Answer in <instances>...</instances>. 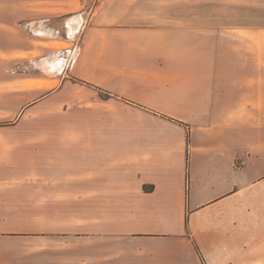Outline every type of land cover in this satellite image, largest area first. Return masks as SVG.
Listing matches in <instances>:
<instances>
[{
  "label": "crops",
  "instance_id": "crops-1",
  "mask_svg": "<svg viewBox=\"0 0 264 264\" xmlns=\"http://www.w3.org/2000/svg\"><path fill=\"white\" fill-rule=\"evenodd\" d=\"M198 3L195 22L190 0H0V86L31 58L20 21L79 29L41 37L61 122L20 134L37 177L0 129V264H264V23Z\"/></svg>",
  "mask_w": 264,
  "mask_h": 264
},
{
  "label": "rangeland",
  "instance_id": "rangeland-1",
  "mask_svg": "<svg viewBox=\"0 0 264 264\" xmlns=\"http://www.w3.org/2000/svg\"><path fill=\"white\" fill-rule=\"evenodd\" d=\"M81 9L84 15H88V12L96 5L100 0H80ZM150 0H148L149 2ZM200 0H190L189 17L197 22V15L199 10H204L199 7L203 4H199ZM204 1V0H203ZM223 1L222 13L223 16L231 14L233 17L237 15L238 21H246L251 25H261L264 23V0H218ZM38 4V1L34 3ZM231 4V5H229ZM226 5H229L227 8ZM179 11L181 9L179 8ZM80 13V12H79ZM76 12L62 13L55 18L56 24L47 22L45 27L41 25V16H35L30 19L28 23L26 21H20L23 23L24 30L28 28V33L31 39V58L29 61H14L13 71L6 72L7 78H13V84L9 82L8 86H0V129H12L15 152L14 171L17 176H38V161L35 158L36 150L27 151L26 159L22 160L20 153L25 149L21 146V133H37L41 131V127H53L60 126L61 112L54 115L55 111L51 110L46 114H42L41 118V37L45 38L47 42L54 47H65L64 45H71L72 41H76L79 35V29L70 33L67 27L68 21L72 17H76ZM39 22L38 24H36ZM38 25V26H37ZM42 28V29H41ZM26 34V33H25ZM57 36V41L55 37ZM55 41L56 43H54ZM57 45V46H56ZM36 49H35V47ZM56 49V48H55ZM56 58L60 60L61 68L66 64L69 59L61 60L60 53H56ZM70 58V55L67 57ZM60 71L54 74L46 73V84L47 87L55 86L58 82L56 77ZM3 75L4 78L1 77ZM5 73H0V84L5 83L1 80H5ZM54 103H51L47 108H52ZM59 110V108H57ZM6 136L3 135V138ZM24 138H27L24 136ZM29 138H34L30 136ZM36 138V137H35ZM20 143V144H19ZM7 150V149H6ZM9 150V149H8Z\"/></svg>",
  "mask_w": 264,
  "mask_h": 264
},
{
  "label": "bare ground",
  "instance_id": "bare-ground-1",
  "mask_svg": "<svg viewBox=\"0 0 264 264\" xmlns=\"http://www.w3.org/2000/svg\"><path fill=\"white\" fill-rule=\"evenodd\" d=\"M73 20H75V18H74V17L72 18V21H73Z\"/></svg>",
  "mask_w": 264,
  "mask_h": 264
}]
</instances>
